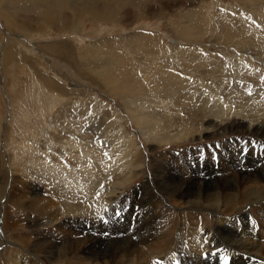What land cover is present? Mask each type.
<instances>
[{"label":"rangeland","instance_id":"1","mask_svg":"<svg viewBox=\"0 0 264 264\" xmlns=\"http://www.w3.org/2000/svg\"><path fill=\"white\" fill-rule=\"evenodd\" d=\"M94 1L102 6V9L108 10L113 15L112 19L118 17L119 21L104 19L91 22L87 17L76 19L72 15L74 14L72 9L77 8L76 6L92 5ZM161 1L162 4L159 3ZM2 6L6 7L9 15L12 14L11 16L16 17L19 22L11 21L12 25L8 27L0 12V224L1 221L4 225L8 223V217H4L6 205L2 199L3 195L8 198L16 194L26 197L35 192L38 199H44L45 202L53 199L62 208L61 195L54 196L58 191V188L56 189L58 182L51 174L45 173L46 167H52L59 169L61 174L63 170V175L69 174V177L75 173L78 174L74 176L75 178L80 174L84 175L89 184H92L93 192L84 197L76 195L79 202L85 203L77 215L68 214L66 211L59 212L55 224L59 221L62 224L67 223L69 227L66 235L55 233L56 238L65 239L71 231L77 232L81 237L86 235L88 233L86 226L89 228L90 221L88 215L93 214L92 211L93 215H97L102 207L101 200L104 198V202L109 201L107 205L109 208L106 211L109 213L104 212L98 217H92L94 218L92 223H99L102 219L105 226L100 227L105 230V236L110 234L111 228L119 229L123 235L127 234L119 248L128 242L132 245L143 243L142 236L149 229L151 219L157 213H160V217L166 208L174 213L173 218L165 219L166 226L176 229L178 242L186 244L183 245L179 258L166 252L165 259L158 258V261L165 264L192 263L186 254L190 248L187 241L191 239L188 236L191 230L189 220L185 216L193 213L199 215L197 228L194 229L199 230L203 238L201 243L208 248H217L216 250L220 252L218 255H211L210 259L203 260L204 264H223L222 258H226L228 264H233L230 257H225L232 250L218 242H232L231 232L241 231L236 227L241 208L240 200L236 199V203L232 204L228 211L220 210L213 213L207 208L194 211L184 207L183 201L192 199L190 191L193 190H186L184 183L190 171L194 170L200 173V177L193 179L198 183L205 182L211 176L210 173H206L205 165L210 166L212 163L215 169L219 168L215 165L216 162L220 164L221 161L218 160L220 153L225 150L230 151L231 155H238L237 151L240 148L243 149L241 151L243 156L239 159L247 160L251 154L253 158L258 155L262 161L264 160V46L261 47V44L264 45V0H0V9ZM102 13L99 9L98 14ZM182 27H185V30L190 28L189 36L180 39ZM237 39L244 41L243 45L238 44ZM253 41L255 43L251 44ZM57 44L64 46L66 54H60ZM162 48L167 52L161 54ZM175 48H185L189 50L188 53L197 49L199 54L210 56V60L216 55L215 59L223 63L221 68L223 73L205 76L204 73L210 72L205 64L201 66L202 69H197L199 73L191 67L183 68L182 61L173 55ZM86 50H90L93 56L97 54L101 57L93 60V56L92 59L86 56ZM26 58L30 68L24 61ZM104 70V83L92 77L94 72L101 73ZM161 70L173 76L159 78L158 82L153 81ZM42 77L45 82H41ZM145 77L152 79L149 81ZM172 80H176L177 83L173 85L175 82ZM222 84L227 86L224 87ZM140 85L141 92L147 93L146 90L149 89L150 96L147 95L149 98L141 97ZM181 85L188 96H193L190 103L183 107H175L171 103H168V106L162 104L164 100L161 98H164L166 93L170 95L174 91L177 93L176 96H179L177 90ZM126 102H130L128 109L125 108ZM136 105L143 106L145 110L139 111ZM64 108L74 111L76 116L72 118L73 114L69 113L68 118L64 120L57 116ZM114 109L117 111L119 121L112 118ZM215 110L225 111V116L222 119L216 118ZM142 117L149 121L154 118L155 121L160 119V122L156 121V126L154 125V130L157 131L154 135L145 132L146 129L141 125ZM95 120L96 122H90ZM97 122L103 128L102 139L110 140L115 149L116 162L113 167L102 166L101 164L105 163L103 158L111 155L98 151L93 158L97 167L92 171L89 167L82 168V164L77 163V166L74 160L76 153L84 158L95 146L97 148L101 146L103 150L101 139L84 137L85 130L89 128L92 129V135H101L100 131H97L99 127ZM206 128L209 129L206 131ZM124 131L129 137L130 148L127 151L128 162L126 166L124 164L121 167L119 166L122 164L121 159L118 157L123 152L120 154L117 152L120 150L119 135ZM64 134L66 136L71 134L75 136L73 139L79 138L81 141L77 139L78 144L72 146L71 155L66 153L62 158L57 152L60 149L70 153L69 147L61 146L55 141H59V136H65ZM21 143L27 149H22ZM232 143H235L236 148L228 146ZM226 145L228 147H225ZM93 146V149L90 148ZM65 158L69 165L63 168V162L67 164ZM59 162L63 165L61 166ZM30 165L35 166L36 173H31L33 176H29L32 168ZM257 167L259 168V165ZM109 171L112 173L108 176ZM219 171L217 174H222V170ZM246 171L250 172L251 169ZM225 172L226 174L222 176L231 174L227 170ZM107 176L110 177L109 180ZM31 177L33 179H29ZM51 178L52 182L48 183ZM247 187L249 184L243 185L239 191H245ZM200 189L202 192L205 191L200 187L195 188L196 191ZM107 190L112 191L108 196ZM214 191L211 185L204 194ZM248 208L244 209V212H248L245 218L237 222L249 229L250 218L255 224H258L259 220L253 208L250 206ZM7 210L10 214V206ZM23 212L30 216H25L20 221L9 220V223L14 224L10 234H17L22 238L16 241L12 239L13 236L0 231V264H8L6 258L15 259L16 255V261L20 260L17 264H30L27 261L32 259L31 255L36 257L37 263L47 264L42 256L47 255L46 250L56 243L50 241L51 229L47 224H42L41 230L33 228L31 221H34L36 215L30 211ZM157 218L156 216L154 220ZM144 222L148 224L144 225ZM157 222L158 226L155 227L158 228L161 220L158 218ZM52 223L54 222L49 226ZM246 226L245 229L248 230ZM205 230L215 233L216 242L211 234H205ZM134 232L138 235L136 239L131 238ZM251 233L255 236L252 229ZM23 237L28 240V245L26 241H22ZM41 238L46 242L42 241L39 248L37 245L34 247L31 245ZM216 244L221 248L216 247ZM45 247L44 254L39 252ZM6 248H9L10 254ZM127 254L125 256L130 260L136 256L131 250ZM82 256H88V253ZM140 258L136 256L133 264H139ZM241 264L257 263L242 259Z\"/></svg>","mask_w":264,"mask_h":264},{"label":"bare ground","instance_id":"2","mask_svg":"<svg viewBox=\"0 0 264 264\" xmlns=\"http://www.w3.org/2000/svg\"><path fill=\"white\" fill-rule=\"evenodd\" d=\"M188 1V0H187ZM192 1V0H191ZM42 2V1H41ZM160 4H162L163 2H159ZM3 7V6H2ZM0 9V12H1V16L6 20V24L8 27H11V21H15V22H19L18 19H16V17L14 16H11L9 15L6 7H3ZM77 8H74L72 9L73 10V13L72 14L76 19L80 18V17H87L91 22H95L97 20H106V19H112L111 17L113 16L108 10H105V9H102V6L98 5L95 3V1L93 2L92 5H87V4H84V5H79V6H76ZM101 10V12H103L101 15L98 14V10L99 9ZM161 8V7H160ZM50 9V8H49ZM108 9V8H106ZM9 10V9H8ZM48 12V11H47ZM131 12V10L129 11ZM262 12V11H261ZM50 14V13H48ZM130 15V14H129ZM263 15V14H262ZM127 16V15H125ZM261 16V15H260ZM117 19H119L118 17L116 18H113L112 20L116 21ZM121 19V18H120ZM46 20V19H45ZM49 21H51L49 19ZM110 21V20H109ZM113 21V22H114ZM119 21V20H117ZM31 23V22H30ZM26 25V28H27V24ZM29 26V25H28ZM189 28V27H188ZM188 28H186L185 30V27H182L180 29V31L182 32L180 34V39L182 38H186L189 36V30ZM17 29V28H16ZM24 29V28H23ZM190 29V28H189ZM209 32V31H208ZM211 32V30H210ZM240 32V31H239ZM223 34V33H222ZM227 34V33H226ZM231 34V33H230ZM193 35V34H191ZM229 35V34H228ZM258 36V35H257ZM240 37V36H239ZM250 38V37H249ZM220 39V38H219ZM222 40H225L223 38H221ZM230 39V38H229ZM232 39V38H231ZM238 40V39H237ZM250 40V39H249ZM197 41V40H195ZM233 41V39H232ZM234 41L236 42V39H234ZM190 42V41H189ZM198 42V41H197ZM228 42V41H226ZM238 44L244 43V41H240L238 40L237 41ZM12 43V42H11ZM22 43V42H21ZM143 43V42H142ZM233 43V42H232ZM255 41H253L251 44H254ZM258 43V42H256ZM19 44V43H18ZM139 44V43H138ZM236 43V45H238ZM58 45V44H57ZM58 51L60 52V54H66V50L64 49V46H60L58 45ZM235 46V45H234ZM239 46V45H238ZM264 45L261 44V47H263ZM7 47V46H6ZM156 47V46H155ZM260 47V48H261ZM5 48V47H4ZM8 48V47H7ZM10 48V46H9ZM143 48V47H142ZM141 48V50H142ZM259 48V49H260ZM11 49V48H10ZM12 49H14L12 47ZM19 49V48H18ZM140 49V48H138ZM57 50V49H56ZM65 50V51H64ZM152 50V49H151ZM14 51V50H13ZM87 51V50H86ZM93 51V50H92ZM161 51V49H160ZM166 51L165 48H162V53L161 54H164ZM189 50L187 49H180V48H175V50L173 51V55L174 57L180 59L183 63V65H181L183 68H193L195 70H197L198 68H201V66H203L205 64V66L207 65L210 69V72L208 71V73H204L205 76L208 75H218L219 73H223L221 70L222 66H223V63H220L215 56H213V58H211L212 60H210V56H204L202 54H199L197 52V49H193L191 50L189 53H188ZM257 51V49H256ZM261 51V50H260ZM19 52V51H18ZM153 52V51H152ZM164 52V53H163ZM167 52V51H166ZM154 53V52H153ZM19 54V53H18ZM86 56H90V58L93 56L92 52L89 50L87 52H85ZM160 54V53H159ZM167 54V53H166ZM158 55V54H157ZM9 56V55H8ZM27 56V55H26ZM64 56V55H63ZM103 56V55H102ZM65 57V56H64ZM100 58L101 56L97 55V54H94L93 56V60ZM160 57V56H159ZM30 58V57H29ZM157 58V57H156ZM240 58V57H239ZM15 60L17 58H14ZM31 59V58H30ZM92 59V58H91ZM160 59V58H159ZM208 59H209V62H208ZM14 60V61H15ZM34 60V59H33ZM13 61V62H14ZM25 62H27V66L30 68V64H29V61H28V58H26L24 60ZM158 61V60H157ZM32 62V60H31ZM35 62V61H34ZM199 62V64L197 63ZM223 62V60H222ZM102 63V62H101ZM155 63H157L155 61ZM181 63V64H182ZM73 64V63H72ZM238 65V64H237ZM187 68V69H188ZM190 68V69H191ZM33 68L31 67V70ZM242 69V68H241ZM166 70V69H165ZM204 70V69H203ZM168 71V70H167ZM198 73H199V70H197ZM238 71V70H237ZM250 71V70H249ZM93 72V71H92ZM204 72V71H203ZM32 73V72H31ZM95 74L92 76L93 78H95L96 80H98V82L100 83H104L105 81V70L104 72H94ZM191 73V72H190ZM203 74V73H202ZM235 74V73H234ZM238 74V73H237ZM241 75V74H240ZM243 75V74H242ZM146 76H147V73H146ZM169 76H173L171 74H168V73H165L163 72L162 70L159 71L156 76L153 78V81H159V78L160 79H166L168 78ZM256 76V74H255ZM217 77V76H216ZM215 77V79H216ZM241 77V76H240ZM244 77V76H243ZM258 77V76H257ZM39 78V77H38ZM172 78V77H171ZM145 79H148L149 81L152 79V78H147L145 77ZM178 79V78H177ZM176 79V80H177ZM213 79V77H212ZM245 79V78H244ZM255 79V78H254ZM44 80V81H42ZM42 80L41 82H45L46 80L42 77ZM176 80H172V82L176 81ZM204 80V79H203ZM218 80V79H216ZM223 80V79H222ZM240 80V79H239ZM181 81V80H180ZM221 81V80H220ZM260 81V80H259ZM147 82V81H146ZM171 82V83H172ZM179 82V80H178ZM107 82H105L106 84ZM177 82L173 83L176 84ZM183 83V82H182ZM224 83V82H223ZM42 84V83H41ZM181 84V83H180ZM218 84V83H217ZM183 85V84H182ZM180 86V89L177 90V92L180 93L179 96H176L177 93H175L174 91L169 95L166 93V95L164 96V98H161V100H164V102L162 104H164L165 106L167 105L168 106V103H171L172 106H175V107H183V106H186L188 105L187 103L193 99V96H188L189 94L185 91L184 89V86ZM216 85V84H215ZM219 85V84H218ZM221 85V83H220ZM223 85V84H222ZM230 85V84H228ZM214 86V85H213ZM224 87H226L225 85H223ZM141 85H140V94H141V97H144L145 98H149L147 95L150 96V92L148 90L147 93L145 91L141 92ZM175 87V86H174ZM177 87V85H176ZM219 87V86H218ZM217 87V88H218ZM235 87V86H234ZM43 88V87H42ZM49 88V87H48ZM173 88V87H172ZM178 88V87H177ZM229 89L231 88V86L228 87ZM211 89V88H210ZM220 89V88H219ZM228 89V90H229ZM215 90V89H214ZM217 90V89H216ZM225 90V89H224ZM258 90V89H257ZM256 90V91H257ZM190 91V90H189ZM227 91V90H226ZM255 91V90H254ZM253 91V92H254ZM218 92V91H217ZM216 92V93H217ZM236 93V91H233ZM219 93V92H218ZM239 92H237L238 94ZM235 96V95H233ZM232 96V97H233ZM257 96V95H256ZM190 97V98H189ZM226 97V96H225ZM146 98V99H147ZM168 99V101H167ZM248 101V100H247ZM130 102H126L125 103V108L128 109V104ZM190 103V102H189ZM225 104V103H224ZM136 107L138 108L139 111H144V107L141 106V105H136ZM131 108V107H130ZM217 109V107H216ZM47 110V109H46ZM75 110V109H74ZM210 110V109H209ZM71 110H66V108L62 109L61 112L57 115V116H60V118H63L66 119L68 118L69 116V113L73 114L71 115L72 118L74 116H76L75 112L71 111ZM127 111V110H126ZM136 111V110H134ZM130 112V111H129ZM214 116L216 118H220L222 119L224 116H225V111H217L215 110L214 111ZM48 112H46L47 114ZM50 114V112H49ZM212 114V113H210ZM117 111L116 109L112 110V118H114L115 120L119 121V118L117 116ZM152 117V116H151ZM151 117H149L151 119ZM71 118V119H72ZM160 118V117H159ZM95 119V118H94ZM158 119V118H156ZM56 120V119H55ZM91 120H93V118H91ZM153 119H151L152 121ZM57 121V120H56ZM74 121V120H73ZM99 121V119H98ZM149 121L146 117H142V122H141V125L146 129L145 132H149V134H155V131L154 130V125L156 124V121H159L160 122V119L156 120L155 121V118L154 120L151 122ZM155 121V122H154ZM162 121V120H161ZM53 122L55 123V121L53 120ZM61 122V121H60ZM90 122H96L95 121H90ZM214 123V121H212ZM57 123V122H56ZM63 123V122H62ZM66 123V122H65ZM75 123V122H74ZM99 124V127L100 129L97 128V131L99 130L100 131V136L98 135H92V129H88V130H85V133H84V137H91V138H97V140L101 139L100 141L102 142V148L103 150H101V146L98 148L95 146L93 147H90V148H94V150L92 151H89L86 156L84 158L81 157V155H79L78 153L75 160H74V163L76 162V165L77 163L78 164H82V168H90V170L94 171L96 169V162L93 160L94 157V154L97 153L98 151H101L102 153L106 154V155H111L110 157H107V158H103L105 161L104 164H101L102 166L103 165H107V166H111L113 167V164L116 162V159H114V152H115V149L112 147V143L110 142V140H103L102 137L104 135V133L102 132L103 128H101V124L99 122H97ZM53 124V123H52ZM70 125V123H68ZM76 124V123H75ZM84 124V123H83ZM159 125V123H157ZM217 124V123H216ZM59 126V125H58ZM156 126V125H155ZM232 126V125H231ZM103 127V126H102ZM53 128V127H52ZM143 128V129H144ZM214 126H212L211 129H213ZM209 128H206V131L208 130ZM210 129V130H211ZM29 130V128L27 129ZM76 130V129H73V131ZM194 130V129H193ZM221 130V129H220ZM57 131V130H56ZM55 131V132H56ZM60 131V130H59ZM63 131V130H62ZM95 131V130H93ZM188 131V130H187ZM186 131V132H187ZM256 131V130H255ZM61 132V131H60ZM144 132V131H143ZM262 132V131H261ZM162 133V132H161ZM82 134V133H81ZM95 134V133H94ZM158 134V133H157ZM65 135V134H64ZM82 136V135H81ZM102 136V137H101ZM73 135H68V136H63V135H60L58 139H60L59 141H55V142H58L60 143L61 146H66L69 147V151H63V150H60L59 149V152H57V154L59 156H62L63 158V154H70L73 152L71 149H72V146H76V144H78V141L77 139L79 138H74L73 139ZM157 137V136H156ZM263 137V136H262ZM107 138V137H106ZM109 138V137H108ZM180 138V137H179ZM57 139V138H56ZM110 139V138H109ZM113 139V138H112ZM128 139L129 137L127 136V134L124 132H122V134L119 135V140H120V150L119 152H117V154H120L122 153L125 154L124 156H119L118 158L121 159L120 164L119 166L123 167L126 166V163L128 162V157H127V151L129 150L128 148ZM163 139V138H162ZM33 140V139H32ZM81 141V139H79ZM95 140V141H97ZM11 141V140H10ZM79 141V142H80ZM90 141V140H89ZM92 141V140H91ZM115 141V140H114ZM14 142V141H13ZM12 142V143H13ZM164 142V141H163ZM90 143V142H88ZM14 144H16L14 142ZM49 144V143H48ZM51 144V143H50ZM53 144V143H52ZM81 144V142H80ZM118 144V143H116ZM10 145V144H9ZM56 146V144L54 145ZM90 146V145H89ZM118 146V145H117ZM228 146H232L234 148H236V145L235 143H232V144H229ZM227 145L225 147H228ZM240 146V145H239ZM20 147L23 149V148H26L24 146V144H20ZM116 147V146H115ZM27 149V148H26ZM54 149V148H53ZM58 149V148H57ZM243 149H238L237 151V154L238 155H231L230 151H226L223 152V153H220V157L218 160H220V164H217L216 162V165L217 167H219L221 170H222V174H226L225 170H227L228 173H231V174H228V175H225V176H222V174L220 173V175L217 174V171H219L220 169L219 168H214L213 167V164L209 163L210 166H208V164L205 165L206 168V173H210V177L205 181V182H201V183H198L196 182L195 180L196 179H193V178H198V176L200 175V173H198L197 171H190V174H188V178H186V181H185V185L187 187L186 190H192L190 191V197L192 196V199L189 198V200H184L183 201V204H184V207L186 208H191L193 209L194 211L198 210V209H204V208H207L208 210H212L213 213H217L218 211L220 210H225V211H228L230 210V206L232 204H235L236 203V199H239L240 200V205L239 207H241L239 209V215L237 217V220H236V227L239 228L241 231L238 233L236 232V230L234 232H231V237L233 238V241L232 242H218L220 245L221 244H225L226 247H228L230 250H232L228 255H225V257H230V259H232V262L233 264H241L242 263V259H248L252 262H255L257 264H264V160L262 161L261 160V157L257 155L256 158H253V156L250 154L249 156L251 158H253V160H251V158L249 157V159L247 160H243V159H239L240 156H243V154L241 153ZM75 151V150H74ZM77 151V150H76ZM86 151V149H85ZM47 152V151H46ZM56 153V152H55ZM46 154V153H45ZM99 154V153H98ZM129 154V152H128ZM33 155V154H32ZM52 155V154H51ZM133 155V153H132ZM84 156V155H83ZM129 156V155H128ZM42 157V156H40ZM44 157V156H43ZM131 157V155H130ZM32 161L34 160V156H32ZM45 158V157H44ZM69 158V156H68ZM74 159V158H73ZM99 159V158H98ZM36 160V159H35ZM66 160V158H65ZM64 160V161H65ZM91 160V161H90ZM56 161V160H55ZM60 161V160H59ZM63 161V160H62ZM67 161V160H66ZM108 161V162H106ZM36 162V161H35ZM38 162V161H37ZM44 162V161H43ZM209 162V161H208ZM47 163V161H46ZM56 163V162H55ZM60 165H61V162H59ZM72 163V162H71ZM97 163H100V162H97ZM244 163V164H242ZM45 164V163H44ZM64 164V165H63ZM63 168L64 166H67L69 165L68 161H67V164L63 162ZM153 164V163H152ZM35 165V164H34ZM51 165V164H50ZM56 165H59L56 163ZM61 165V166H62ZM71 165V164H70ZM116 165V164H115ZM259 165V168L257 167ZM32 166V165H30ZM47 166V165H46ZM74 166V165H73ZM78 166V165H77ZM118 164H117V167H119ZM142 166V165H140ZM37 167V165H36ZM76 167V166H75ZM99 167V166H98ZM116 167V166H115ZM132 167V166H131ZM149 167V166H148ZM245 167V168H243ZM41 168V166H40ZM44 168V166L42 167ZM80 168V167H79ZM120 168V167H119ZM158 168V167H157ZM38 169V168H37ZM45 169V168H44ZM46 175L47 173L48 174H51L53 176L54 179L57 180L58 182V186L56 187V189L58 188V191H56V195L54 196H58V195H61V198H62V208L59 207V203L58 202H55V200L53 201V199L50 201V202H45L44 199H38V196L36 197L35 195V192H31V194H29L28 196L26 197H21V196H16L18 194H16L15 196L13 197H10L8 198V196H5L3 195V198L5 200V205H6V212H4V217L7 216L8 217V223L6 225H4V222L1 221V224H0V231H4L6 234L8 235H11L13 236L12 239L18 241L20 238L22 237H18L17 234L15 235H12L10 233H12V230L14 228V224L13 223H9V220H16V221H20L22 220V218L25 216H30V214H26L24 213L23 211H26V212H31L33 213L34 215H36L34 221H31L32 222V227L35 228V229H38V230H41V227H42V224H47L48 225V228L51 229V237H50V241L51 242H56V243H53L51 245V247L46 250V253L47 255H43L42 258L44 259V261L47 263V264H133L135 262V259H136V256H139L141 257L140 259V263L139 264H165V262H160L158 261V258H164V255L166 252H169L170 254H172L175 258H179L180 257V251L182 250V247L183 245H185L186 243L184 242H178L179 240V237L177 236V234H175L177 231L176 229H170V227H167V223L165 222V219L166 218H173L174 217V213L172 211H170L169 209H166L164 210V212H162V214L160 215L159 217V214L155 215L151 221H150V224L148 226V230H146L142 236V239H143V243H138L141 244V246H139V244H135V245H132V244H129L128 243H124V246L122 248H119L118 246H120V243L123 240V237L125 235L121 234V232L119 231V229H112L110 230V234L108 236H105V230H103L101 227H104L105 225L102 224V219H100L99 223L98 222H94L92 223V217H98L101 215V213L103 214L104 212L108 211V208L107 205L109 203V201H105L104 202V198L101 200V209L99 212H95L97 215H93L94 212L92 211L93 214H89L88 217H90V221L87 223L89 225V228H87L86 226V229L88 230V233L86 235H84L83 237H81L79 234L76 233H72V231L68 234L67 237L64 238H56L55 235L58 233V234H63V235H66L67 233V228L69 227L67 223H58L55 224L57 222V218L59 216V212L61 211H66L68 214H73V215H77V213H79L78 211L82 210L85 206V203H82V202H79V200L77 199V196L76 195H79V196H87V195H91L93 194L92 190H91V186L92 184L90 185L89 182L87 181L86 177L83 175L80 174V176L78 177H74L75 175H78V174H74V178L72 177H69L67 174L66 175H63V170H62V174H61V171L58 169H54L52 167H46ZM71 169V168H70ZM74 169V168H73ZM76 169V168H75ZM103 169V168H101ZM247 169H251L250 172H247L246 170ZM43 170V169H42ZM67 170H69L67 168ZM79 170V169H77ZM82 170V169H80ZM100 170V169H99ZM121 170V169H120ZM41 171V169H40ZM39 171V172H40ZM45 171V170H44ZM88 171V170H87ZM160 171V169H159ZM158 171V172H159ZM42 172V171H41ZM40 172V173H41ZM68 172V171H67ZM73 172V171H72ZM71 172V173H72ZM79 172V171H78ZM82 172V171H81ZM89 172V171H88ZM96 172V171H95ZM120 172V171H119ZM220 172V171H219ZM31 173H36L35 171V166H32V168L30 169V172H29V176H33L31 175ZM87 173V172H86ZM99 173V171H98ZM112 173V172H111ZM110 171L108 174H111ZM23 174V173H22ZM84 174V172H83ZM71 175V174H70ZM208 175V174H207ZM26 176V175H25ZM28 176V175H27ZM88 176V175H86ZM93 176V175H92ZM90 176V177H92ZM108 180L110 179V177H108ZM35 177V176H34ZM43 177V176H42ZM200 177V176H199ZM252 180H250L251 178ZM27 178V177H26ZM106 178V179H107ZM168 178V177H167ZM8 179V177H7ZM29 179H33L32 177L29 178ZM93 179V177H92ZM130 179V178H129ZM166 179V178H165ZM177 179V178H175ZM200 179V178H199ZM15 180V179H14ZM28 180V179H26ZM40 180V179H39ZM50 182L48 183H51L52 181V178L49 179ZM161 181V180H160ZM164 181V180H163ZM244 181H247V182H244ZM37 182V181H36ZM39 182V181H38ZM155 182V181H154ZM153 182V184H154ZM171 182V181H170ZM175 182V181H174ZM15 183V182H14ZM31 183V181H30ZM56 183V182H54ZM53 183V184H54ZM157 183V182H156ZM21 184V183H20ZM36 184V183H35ZM150 184V183H149ZM249 184V187H247V189L245 191H239V189L243 186V185H248ZM6 185V184H5ZM31 185V184H30ZM44 185V184H43ZM148 185V184H147ZM211 185L213 186L214 188V192L213 193H210V194H204L205 191L211 187ZM16 186V185H15ZM19 186V185H18ZM47 186V185H46ZM149 186V185H148ZM17 187V186H16ZM153 187V186H152ZM196 187H200L202 188L203 190L205 191H201L200 190H195ZM246 187V186H245ZM18 188V187H17ZM20 188V187H19ZM23 188V187H22ZM113 188V187H112ZM155 188V187H154ZM165 188V187H164ZM142 189V188H141ZM4 190V189H3ZM12 190V189H11ZM145 190V189H144ZM150 190V189H149ZM234 190V191H233ZM7 191V190H6ZM23 191V190H22ZM36 191V190H35ZM146 191V190H145ZM111 190H107L106 191V194L107 196L109 194H111ZM169 192V191H168ZM145 193V192H144ZM173 193V192H172ZM171 193V194H172ZM177 193V192H176ZM185 193V192H184ZM5 194V193H4ZM40 195V194H39ZM32 196V197H31ZM43 197V196H42ZM147 197V196H146ZM46 198H48V196H46ZM54 198V197H53ZM187 198V197H186ZM184 197V199H186ZM1 199V200H2ZM80 199V198H79ZM106 199V198H105ZM50 200V199H49ZM81 200V199H80ZM141 202V201H140ZM3 203V204H4ZM142 203V202H141ZM177 204V203H176ZM10 206V214L12 215V217H10V214L7 210V207ZM145 206V205H144ZM250 206V208L252 207L253 210L255 211V214L257 215L256 218L259 220V223L258 224H255L252 219L250 218V228L253 230V233L255 234L252 235L251 233V229L247 228L246 225H241V224H238L237 221L241 220V219H244L245 216L248 214V212H244V209L245 208H248ZM232 207V206H231ZM1 208V207H0ZM89 208V207H88ZM249 209V208H248ZM59 210V211H58ZM92 210V209H91ZM65 212V213H66ZM90 212V211H89ZM238 212V211H236ZM82 213V211H81ZM80 213V215H81ZM86 213V212H85ZM84 213V214H85ZM109 212H106V214H108ZM32 214V215H33ZM87 216V215H86ZM103 216V215H102ZM158 217L159 218V221L161 220V224H160V227H155L158 226V223L157 219L154 220L155 217ZM233 216V215H232ZM236 216V215H234ZM147 217H150V216H147ZM177 217V216H176ZM187 220H189V223H190V234L188 235L189 237H191V239H188L187 241V244L190 246V248L187 250V248H185L186 250V254L187 256L189 257V259H191L192 263L191 264H204V261L203 260H207V259H210L212 256L211 255H214V254H220V252L216 249H213V248H208L206 247V245L202 244V236L201 234H199V230L198 229H194V228H197V220H198V217L199 215H196V214H193L191 213L190 215L188 216H185ZM106 218V217H105ZM179 218V217H178ZM201 219H203L202 217H200ZM220 218V217H219ZM7 219V218H6ZM108 219H111V218H108ZM4 220V218L2 219ZM186 220V221H187ZM64 221V220H63ZM201 221V220H200ZM199 221V222H200ZM6 222V221H5ZM51 222H54L51 224V226H49V224ZM229 222V221H228ZM11 224V225H10ZM86 224V225H87ZM148 224V222H144V225ZM169 224V223H168ZM57 225V226H56ZM101 226V227H100ZM136 226V225H135ZM165 226V227H163ZM245 226L248 230L245 229ZM46 227V226H45ZM44 227V228H45ZM229 227V226H228ZM48 228L47 231H48ZM53 228H55V230H53ZM81 228H85V227H81ZM106 228V227H105ZM124 228V227H123ZM34 229V230H35ZM77 230V229H76ZM123 230V229H122ZM145 230V228H144ZM152 230V231H151ZM228 230V229H227ZM14 231V230H13ZM30 231V229H29ZM33 231V230H32ZM125 231V230H123ZM200 231H203V230H200ZM16 232L18 233V231L16 230ZM126 232V231H125ZM128 232V231H127ZM228 232V231H227ZM56 233V234H55ZM27 234V233H26ZM49 234V232H48ZM205 234L209 235L211 234L212 235V239H215V242H216V237H215V233H212L211 230L208 231V230H205ZM130 235V234H129ZM222 235V234H221ZM41 236V235H40ZM25 237H23L22 241H26V245H28V240H26V238L24 239ZM131 238L132 239H136L138 238V235H137V232H134L132 235H131ZM130 238V239H131ZM207 238V237H206ZM210 238V237H209ZM36 239V238H35ZM67 239V240H66ZM128 240V239H127ZM190 240V241H189ZM42 241H45L44 238H41L37 241H35V243H31V245L34 247L35 245L38 246L39 248V245L42 243ZM200 241V242H199ZM211 241V240H210ZM14 244L15 241H13ZM46 242V241H45ZM202 242V243H201ZM206 243V242H205ZM8 244V243H7ZM12 244V243H11ZM17 245V244H16ZM212 245V244H211ZM220 245L216 244V247H219ZM131 246L133 248H131ZM214 246V245H213ZM221 248V247H219ZM7 249V248H6ZM9 249V248H8ZM7 249V252L9 251ZM46 249L45 248H41V250L39 252L43 253L44 254V250ZM146 249V251H145ZM15 250V249H14ZM131 251H133L134 256L131 260L128 259L125 254L129 253ZM4 251V250H3ZM13 251V250H12ZM16 251V250H15ZM184 251V252H185ZM224 251V250H223ZM5 251V253H7ZM11 252V251H10ZM183 252V251H182ZM9 253V252H8ZM12 253V252H11ZM14 253V252H13ZM88 253V256H82V254H86ZM10 254V253H9ZM14 254H18V253H14ZM1 255V254H0ZM21 255V254H20ZM30 255V253H29ZM128 255V254H127ZM4 256V255H2ZM17 256V255H16ZM14 256L15 259H13V257H8L5 258L8 260V264H17L18 263V260L16 261L17 257ZM32 259L27 261V263H30V264H40L39 262L37 263L36 262V257L34 256H30ZM172 257V256H170ZM19 258V257H18ZM138 258V257H137ZM165 259V258H164ZM181 259V258H180ZM158 262H156V261ZM160 260V259H159ZM20 261V260H19ZM137 261V260H136ZM22 263V262H21ZM244 263V262H243ZM26 264V263H25Z\"/></svg>","mask_w":264,"mask_h":264},{"label":"snow or ice","instance_id":"3","mask_svg":"<svg viewBox=\"0 0 264 264\" xmlns=\"http://www.w3.org/2000/svg\"><path fill=\"white\" fill-rule=\"evenodd\" d=\"M223 259V264H228V261L226 258H222Z\"/></svg>","mask_w":264,"mask_h":264}]
</instances>
